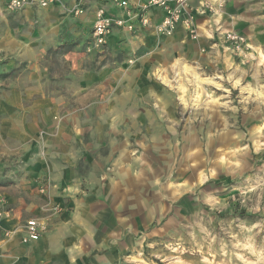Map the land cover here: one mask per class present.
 <instances>
[{
  "label": "rangeland",
  "instance_id": "374dc122",
  "mask_svg": "<svg viewBox=\"0 0 264 264\" xmlns=\"http://www.w3.org/2000/svg\"><path fill=\"white\" fill-rule=\"evenodd\" d=\"M9 1L0 238L70 231L83 202L102 264H264V0H193L182 33L100 48L75 0Z\"/></svg>",
  "mask_w": 264,
  "mask_h": 264
},
{
  "label": "crops",
  "instance_id": "0c3cea01",
  "mask_svg": "<svg viewBox=\"0 0 264 264\" xmlns=\"http://www.w3.org/2000/svg\"><path fill=\"white\" fill-rule=\"evenodd\" d=\"M130 3H136L138 0H129ZM74 0H69L73 4ZM99 3L97 0H87V10L84 16H81V21L85 24H94L96 12ZM56 8V7H55ZM111 13H119V9L111 4L108 5ZM45 10V16L54 15V10ZM57 9V8H56ZM50 10V11H49ZM163 15L160 9H154L152 14L153 22H158ZM207 21V20H206ZM209 21V20H208ZM205 23H202L204 25ZM209 24V23H207ZM184 25L180 24L177 32L185 31ZM202 29V28H201ZM130 32L139 36L154 34L153 29L147 28L138 32H131L123 29H114L112 33ZM111 36V35H110ZM63 156V155H61ZM72 168L70 175L75 177L70 183L75 184L78 178V167ZM66 174L62 172L60 177ZM71 179V178H70ZM79 185V184H78ZM77 187V184L74 185ZM73 188V187H72ZM84 200V199H83ZM78 209V225L71 227L70 231L61 230L56 227L51 231L43 234L37 241L31 244H24L22 235H15L8 238H0V264H102L108 260L109 256L97 257L95 250L98 247L96 244V235L94 230L88 226V223H83L88 218L91 209L89 206L81 202ZM103 247L107 243L99 242Z\"/></svg>",
  "mask_w": 264,
  "mask_h": 264
},
{
  "label": "built area",
  "instance_id": "2783aa9c",
  "mask_svg": "<svg viewBox=\"0 0 264 264\" xmlns=\"http://www.w3.org/2000/svg\"><path fill=\"white\" fill-rule=\"evenodd\" d=\"M35 0H10V9H20ZM99 3L96 18L92 28V43L95 47L107 44L113 30L123 29L138 32L143 29H153L159 35H171L180 24L191 26L192 20L184 18L189 3L193 0H138L130 3L129 0H97ZM44 6L47 0H40ZM87 0H75L73 11L82 14L86 11ZM119 9V13H111L108 5ZM154 9L163 12L161 19L154 23L152 14ZM233 37V35H229ZM24 241H37L43 233V226L38 219H30L24 226Z\"/></svg>",
  "mask_w": 264,
  "mask_h": 264
},
{
  "label": "bare ground",
  "instance_id": "6f19581e",
  "mask_svg": "<svg viewBox=\"0 0 264 264\" xmlns=\"http://www.w3.org/2000/svg\"><path fill=\"white\" fill-rule=\"evenodd\" d=\"M210 79V78H209ZM216 82V81H215ZM217 83V82H216Z\"/></svg>",
  "mask_w": 264,
  "mask_h": 264
}]
</instances>
